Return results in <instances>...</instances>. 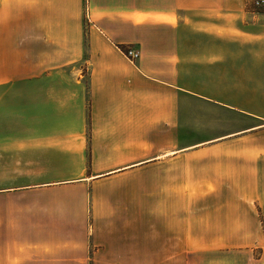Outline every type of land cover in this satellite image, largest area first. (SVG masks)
<instances>
[{"label":"crops","instance_id":"obj_1","mask_svg":"<svg viewBox=\"0 0 264 264\" xmlns=\"http://www.w3.org/2000/svg\"><path fill=\"white\" fill-rule=\"evenodd\" d=\"M6 118L0 264H264L247 0H0Z\"/></svg>","mask_w":264,"mask_h":264},{"label":"rangeland","instance_id":"obj_2","mask_svg":"<svg viewBox=\"0 0 264 264\" xmlns=\"http://www.w3.org/2000/svg\"><path fill=\"white\" fill-rule=\"evenodd\" d=\"M254 1H261V0H247V5H250V6H251L253 12H263V13H264V6L259 7L258 5H256V4L254 3ZM262 1H264V0H262ZM129 46L132 47V48H134V49H136V48L133 47L132 45L125 46V48H126V47H129ZM125 48H124V50H122L123 53L125 54V56H126L128 59H131L129 56L126 55ZM136 50H137V49H136ZM137 51H138V50H137ZM134 59H136V58H134ZM134 59H131V60H134ZM79 69H80V70H79L80 73H84V71H85V67L82 66L81 62H79ZM83 80L86 81L85 78H83ZM9 121H12V120L6 118V119H3V120H0V123H1L2 125H8V122H9ZM180 145H181L180 141H175V146H180ZM207 157H208L209 159L215 158V153H214V152H211ZM151 185H152V184H149V183H143V184H142V189L145 190V191H146V190L148 191V190L151 189ZM206 186H207V187H211V184H210V183H207ZM217 201H218V200H215V199H206V200H205V205H206V206H212V205H215ZM173 203H174V207H175V210H176L175 212H180V208H181L182 205H183V200H182L181 198H175V199L173 200ZM254 253H255V255H257L258 250L255 249Z\"/></svg>","mask_w":264,"mask_h":264},{"label":"built area","instance_id":"obj_3","mask_svg":"<svg viewBox=\"0 0 264 264\" xmlns=\"http://www.w3.org/2000/svg\"><path fill=\"white\" fill-rule=\"evenodd\" d=\"M254 3L258 5L259 7L264 6V1L262 0L254 1ZM125 52H126V55L129 56L131 59L137 58L139 55L138 51L130 46L125 48Z\"/></svg>","mask_w":264,"mask_h":264},{"label":"trees","instance_id":"obj_4","mask_svg":"<svg viewBox=\"0 0 264 264\" xmlns=\"http://www.w3.org/2000/svg\"><path fill=\"white\" fill-rule=\"evenodd\" d=\"M119 47L121 48V50H124L125 45H121V46H119Z\"/></svg>","mask_w":264,"mask_h":264}]
</instances>
